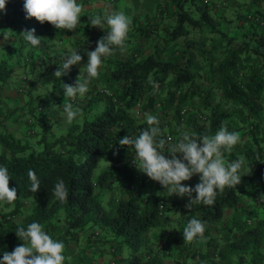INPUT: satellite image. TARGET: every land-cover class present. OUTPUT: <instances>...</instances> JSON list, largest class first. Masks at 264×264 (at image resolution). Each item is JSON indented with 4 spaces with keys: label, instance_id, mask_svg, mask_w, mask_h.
<instances>
[{
    "label": "trees",
    "instance_id": "trees-1",
    "mask_svg": "<svg viewBox=\"0 0 264 264\" xmlns=\"http://www.w3.org/2000/svg\"><path fill=\"white\" fill-rule=\"evenodd\" d=\"M228 1L103 0L132 20L126 47L102 58L89 91L70 100L62 84L73 78L53 75L68 55L55 41L80 30L74 44L85 64L86 51L95 49L106 26L92 27V15L81 14L74 31H57L47 22L25 19L23 0H6L0 11V93L20 62L13 53L30 46L19 35L23 24L42 38L36 48L50 51L42 83L52 95L35 99L33 85L22 78L18 91L25 100L18 108L27 120L21 134L6 128L9 111L0 116V166L8 169L9 187L17 189L12 204H0V258L22 243L15 235L18 227L37 222L52 238L57 226L66 239L76 242L83 235L73 264L92 256L86 251L92 246L100 256L111 254L109 264H264V202L259 200L264 194V14L252 9L239 15L233 8L227 14ZM28 63L34 70L35 61ZM150 81L159 84L155 94ZM100 87L111 95L101 94ZM57 95L59 109L65 102L80 109L72 124L65 121L58 130L47 108ZM145 114L158 117L172 143L183 131L214 135L221 125L238 133L239 143L224 158L243 160L241 183L218 191L212 206L185 208L187 197L169 196L137 170L134 150L118 144L147 127ZM101 160L105 165L93 177ZM29 170L40 180L37 193L30 190ZM59 179L69 191L65 203L53 194ZM198 182L193 176L182 183ZM192 218L204 221L206 229L188 243L182 232Z\"/></svg>",
    "mask_w": 264,
    "mask_h": 264
},
{
    "label": "clouds",
    "instance_id": "clouds-1",
    "mask_svg": "<svg viewBox=\"0 0 264 264\" xmlns=\"http://www.w3.org/2000/svg\"><path fill=\"white\" fill-rule=\"evenodd\" d=\"M6 8V0H0V11ZM25 19L34 18L40 24L47 22L57 31H74L81 21L83 6L77 0H23ZM92 27L105 30L106 35L96 41L94 50L86 51L87 62L80 68L74 85L62 84L64 96L75 100L84 97L89 91V84L98 78L103 59L113 54L115 49L124 51L132 20L123 11L106 12L104 16L89 17ZM32 47H38L41 37L35 35V29H24L19 34ZM78 50H72L64 57L61 67L56 68L53 75L57 78L67 75L71 66L82 61ZM83 69V73H81ZM153 94L159 90L156 81H150ZM110 94V93H109ZM63 112L66 123L72 124L80 113L72 102H65ZM147 127L138 136L125 135L118 140L123 147H131L134 151L133 163L137 170L151 181L158 182L169 196L187 197L185 208L194 205L212 206L218 191L225 188H236L241 183L240 169L243 160L226 161L225 153H231L239 143L238 133L230 132L221 125L214 135H198L183 131L177 142L172 143L164 138L159 127L157 116L145 114ZM115 154V153H114ZM193 176H198L199 182L193 187L183 184ZM31 181L30 190L37 193L40 190V180L33 170L28 171ZM10 175L7 167L0 166V204H12L17 199V189L9 187ZM56 199L65 203L69 191L63 179H59L53 188ZM264 202V194L259 197ZM206 223L200 219H190L183 229V240L192 243L202 237ZM15 235L22 243L12 252H4L0 264H64L65 245L54 240L42 226L33 222L25 229L18 227Z\"/></svg>",
    "mask_w": 264,
    "mask_h": 264
},
{
    "label": "crops",
    "instance_id": "crops-1",
    "mask_svg": "<svg viewBox=\"0 0 264 264\" xmlns=\"http://www.w3.org/2000/svg\"><path fill=\"white\" fill-rule=\"evenodd\" d=\"M102 0H91L90 2H83L82 0H77L78 4H81L83 6L84 11L82 14L85 15H91L87 13H93V16H96L98 12L102 16L106 12L111 11H119V6L116 8H109L106 7L105 3ZM243 1V5L237 6L236 2L232 3V8L235 10L234 13H238L239 15L244 14L248 10H258L260 13L264 14V11H262L260 0H241ZM101 2V3H100ZM102 11V12H101ZM262 11V12H261ZM19 25V23H17ZM18 27V26H17ZM24 30L25 27L20 25L19 30ZM16 31L14 30L12 33L14 34ZM247 35H249V32L247 31ZM81 37V31L79 30L77 33L68 36V37H62L57 42L55 41V44L57 43V47L60 49H63L66 54H70L72 50H77L76 45L74 44V41L78 40ZM74 44V45H73ZM4 44L1 45L0 48H3ZM56 46V45H54ZM55 48V47H53ZM15 55V58L18 59L20 62L14 70V72H20L21 74L17 78H9L8 83L2 87L1 93H0V116H3L4 113L9 111L7 117L4 119V123L7 129H9L12 133L20 135L21 134V128L24 126V121L27 119L23 117L22 111L18 108L19 105L25 100V95L23 92L18 91V87L21 84L22 78H25V82H31L32 89H33V95L35 96V99H43L44 97H48L52 95L51 90L49 89V86L46 84H43V74L46 69L45 65H48V55L50 54V51L47 47H43V49H38L36 47L32 48V46H22L18 52L13 53ZM32 55V56H31ZM22 58L24 60H22ZM28 60V61H26ZM29 60L35 61L34 70H29L30 66H28ZM255 61V60H253ZM257 63V62H255ZM45 64V65H44ZM84 64L79 63L77 65L72 66L70 72L68 73V78L71 79V84L74 85L76 82V79L78 75L80 74V68ZM81 73H83V69H81ZM248 75L242 76L243 80L245 81ZM74 82V83H73ZM58 98V95L54 97L53 100H51L48 104L50 105V115L52 117V123H54V126L56 127V130L59 129V127L65 125L66 121V115L63 112V109H59L60 107H57L56 100ZM12 109V111H10ZM61 228L60 226H57L56 228V236H54V240L62 241L65 245L64 252L62 253L65 256L64 264H73L74 259L77 255L78 249L82 247L84 244L83 235L80 233L77 241L75 242L72 239H66L61 234ZM93 246L88 247L86 251L91 253L92 256H84V259L81 261V264L87 263V264H109V260L111 259V254H104V255H98V251L94 249L95 253L93 251ZM119 254V253H118ZM117 254V255H118ZM98 255V256H97ZM94 258V259H92ZM96 259V260H95ZM96 261V262H95Z\"/></svg>",
    "mask_w": 264,
    "mask_h": 264
},
{
    "label": "rangeland",
    "instance_id": "rangeland-1",
    "mask_svg": "<svg viewBox=\"0 0 264 264\" xmlns=\"http://www.w3.org/2000/svg\"><path fill=\"white\" fill-rule=\"evenodd\" d=\"M103 1V0H102ZM101 1V2H102ZM100 2V3H101ZM151 2V1H150ZM149 2V3H150ZM232 0H230V2L228 1L227 3H228V5L226 6V7H223V11H225V13H229V9L231 8L232 9ZM260 2V4H261V8H262V11H264V0H260L259 1ZM109 8H111V6H109ZM261 11V12H262ZM102 12V11H101ZM94 13V12H93ZM93 13H87V14H93ZM193 16L194 15H196V13H194V14H192ZM234 17V16H233ZM234 19V18H233ZM226 25V24H225ZM231 32L233 31V29H231L230 30ZM242 31V30H241ZM230 34V33H229ZM178 42H180V40L178 41ZM21 73L20 72H13L11 75H10V78H17L19 75H20ZM98 107H97V110H98V108H99V106H100V104L99 105H97ZM55 126H54V123H53V128H54ZM105 164H104V162L101 160V161H99V162H97V165L95 166V168L93 169V171H92V176L93 177H96V175L97 174H99L100 173V171H101V169H102V167L104 166ZM243 172H246V171H244L243 170ZM245 180V179H244ZM126 254H127V247L123 244V245H121V256H123V257H125L126 256Z\"/></svg>",
    "mask_w": 264,
    "mask_h": 264
},
{
    "label": "built area",
    "instance_id": "built-area-1",
    "mask_svg": "<svg viewBox=\"0 0 264 264\" xmlns=\"http://www.w3.org/2000/svg\"><path fill=\"white\" fill-rule=\"evenodd\" d=\"M203 2H206L207 0H202ZM247 18H250L249 16H247ZM251 19H252V17H251ZM261 25V24H260ZM97 90L101 93V94H104V95H111V92H110V90H109V88H106V87H104V88H97ZM110 93V94H109ZM182 112V111H181Z\"/></svg>",
    "mask_w": 264,
    "mask_h": 264
}]
</instances>
